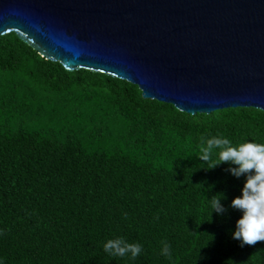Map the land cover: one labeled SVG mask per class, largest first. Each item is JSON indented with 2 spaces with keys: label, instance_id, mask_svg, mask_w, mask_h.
I'll use <instances>...</instances> for the list:
<instances>
[{
  "label": "trees",
  "instance_id": "obj_1",
  "mask_svg": "<svg viewBox=\"0 0 264 264\" xmlns=\"http://www.w3.org/2000/svg\"><path fill=\"white\" fill-rule=\"evenodd\" d=\"M214 136L264 143V112L190 115L127 81L67 71L15 33L0 36V258L264 264V241L241 247L232 237L246 175L199 157L201 138ZM117 237L141 244V254L110 256L103 245Z\"/></svg>",
  "mask_w": 264,
  "mask_h": 264
},
{
  "label": "water",
  "instance_id": "obj_2",
  "mask_svg": "<svg viewBox=\"0 0 264 264\" xmlns=\"http://www.w3.org/2000/svg\"><path fill=\"white\" fill-rule=\"evenodd\" d=\"M11 33L190 115L264 112V0H0V36Z\"/></svg>",
  "mask_w": 264,
  "mask_h": 264
},
{
  "label": "clouds",
  "instance_id": "obj_3",
  "mask_svg": "<svg viewBox=\"0 0 264 264\" xmlns=\"http://www.w3.org/2000/svg\"><path fill=\"white\" fill-rule=\"evenodd\" d=\"M216 150H219L218 156L214 158ZM199 157L208 162L209 167L230 162L236 165L230 169L234 175H246L241 194L232 201V206L241 212L232 237L240 241L241 247L264 241V143L246 141L233 146L226 137H202ZM210 207L217 212L223 211L219 199H214ZM103 247L110 256L125 257L130 254L132 259L143 250L141 244L128 243L123 237L109 239ZM162 254L171 259L170 245L167 243L162 248ZM0 264H4L2 258Z\"/></svg>",
  "mask_w": 264,
  "mask_h": 264
}]
</instances>
